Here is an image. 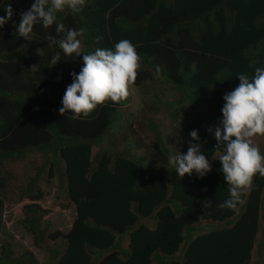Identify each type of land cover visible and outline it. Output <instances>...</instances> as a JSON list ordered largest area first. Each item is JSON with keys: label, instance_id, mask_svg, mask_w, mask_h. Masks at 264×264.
I'll list each match as a JSON object with an SVG mask.
<instances>
[{"label": "trees", "instance_id": "trees-1", "mask_svg": "<svg viewBox=\"0 0 264 264\" xmlns=\"http://www.w3.org/2000/svg\"><path fill=\"white\" fill-rule=\"evenodd\" d=\"M33 2L0 0V16H6L7 4L14 9L0 28V237L7 188L16 199L18 224L46 256L42 264H261L264 178L255 177L236 210L218 208L229 190L214 130L222 127L223 96L239 85V74L251 78L255 68L264 67V0H87L80 13L58 14L66 28L85 29L80 39L86 52L131 41L142 58L132 87L142 90L158 77L174 94V101L166 102L174 106L168 119L183 146L172 150L147 121L151 157L136 154V146L123 143L117 149L109 142L127 101L98 107L88 118L60 114L71 73L80 72L83 59L61 55L51 64L58 48L46 37L56 35L54 28L37 25L32 41L16 33L20 12ZM195 109H206V115L190 118ZM193 130L212 171L181 179L168 156L196 143ZM259 148L264 154V140ZM33 154L40 164L12 190L6 165ZM42 179L55 180L65 201L60 206L72 210L63 232L52 229L50 211L40 205ZM206 199L211 207L204 208ZM200 222L209 225L197 226ZM0 264L40 263L27 250L14 255L5 242Z\"/></svg>", "mask_w": 264, "mask_h": 264}, {"label": "clouds", "instance_id": "clouds-1", "mask_svg": "<svg viewBox=\"0 0 264 264\" xmlns=\"http://www.w3.org/2000/svg\"><path fill=\"white\" fill-rule=\"evenodd\" d=\"M86 5L87 0H34L29 10L20 12L21 19L16 26V33L27 41L33 40L37 25L44 29L54 28L56 35L46 37L49 46L58 48L50 61L53 66L61 61V55L82 56L83 67L79 73H71L72 83L67 86L59 108L61 115L70 112L75 119L88 118L98 107H106L109 103L127 101L142 63L136 47L127 39L116 43L114 49L97 48L94 52H86L80 39L85 29L66 28L58 20V14L80 13ZM5 12L6 16H0V28L14 14L10 3ZM102 39L98 36L97 42ZM159 71L157 68V73ZM239 81L236 88L223 96L222 127L214 130L217 148L223 149L217 159L229 190V197L218 208L228 210H236L243 203L242 197L251 190L257 175L264 178V154L255 143L257 136L264 137V67L255 68L251 78L239 74ZM207 130L213 132L211 127ZM190 136L196 143L189 142L186 153H170L168 163L181 179L193 173L204 178L212 171V165L201 152L198 132L193 130ZM203 206L211 207L212 200L206 199Z\"/></svg>", "mask_w": 264, "mask_h": 264}, {"label": "rangeland", "instance_id": "rangeland-1", "mask_svg": "<svg viewBox=\"0 0 264 264\" xmlns=\"http://www.w3.org/2000/svg\"><path fill=\"white\" fill-rule=\"evenodd\" d=\"M160 78L155 77L153 83H147L143 85L142 90L130 88V96L127 102L119 109V128H114L109 131V142L115 144L117 149H120L122 144H129L136 146L135 153L139 155L147 154L151 157V150L153 147L152 135L150 131L145 127L147 121L152 122L156 127V130L160 133V138L164 144L169 145L172 150H178L183 146L180 141V134L174 132V125L171 124L168 119V114L173 112L174 106L166 105V102L171 103L174 101L175 96L170 92L167 85L162 84ZM185 107V106H184ZM183 109V107H182ZM206 109L192 110L190 118L195 120L201 119L206 115ZM125 135V139L122 141L120 136ZM168 140V143L165 141ZM264 137L257 136L255 143L260 147L263 143ZM106 140L104 138L103 145ZM114 144L112 145L114 147ZM112 148V147H111ZM95 148L92 149V153ZM211 163V162H210ZM40 159L38 155L28 156L21 162L7 164V173L10 178L7 180V184L16 192L24 184L28 176H31L32 167L38 166ZM55 180L45 181L42 179L39 182V188L45 193V197L40 203L42 207L49 209V219L51 221L52 229L56 228L63 232L69 228L71 224L73 213L68 208L64 209L60 204H64L65 201H60L58 193L55 189ZM9 190V187H8ZM15 196L5 189V201L3 208V235L0 237L1 243H9L12 247L14 255H19L22 251H29L35 258V260L42 264L46 260L44 252L33 246L31 237L26 233L21 225L18 224L21 218L20 214L14 210L13 203L15 202ZM209 224L199 223L197 226L208 227ZM50 244L49 242H47ZM252 261H254V251H252ZM261 264H264V256Z\"/></svg>", "mask_w": 264, "mask_h": 264}]
</instances>
